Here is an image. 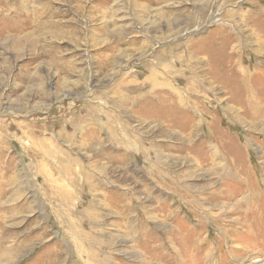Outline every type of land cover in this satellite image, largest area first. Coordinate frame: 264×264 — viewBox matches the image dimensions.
<instances>
[{"label":"rangeland","instance_id":"obj_1","mask_svg":"<svg viewBox=\"0 0 264 264\" xmlns=\"http://www.w3.org/2000/svg\"><path fill=\"white\" fill-rule=\"evenodd\" d=\"M0 264H264V0H0Z\"/></svg>","mask_w":264,"mask_h":264},{"label":"bare ground","instance_id":"obj_2","mask_svg":"<svg viewBox=\"0 0 264 264\" xmlns=\"http://www.w3.org/2000/svg\"><path fill=\"white\" fill-rule=\"evenodd\" d=\"M258 261V260H257ZM257 261H255V262H257Z\"/></svg>","mask_w":264,"mask_h":264}]
</instances>
